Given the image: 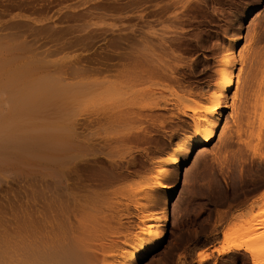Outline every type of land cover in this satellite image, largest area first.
I'll return each instance as SVG.
<instances>
[{"label":"rangeland","instance_id":"obj_1","mask_svg":"<svg viewBox=\"0 0 264 264\" xmlns=\"http://www.w3.org/2000/svg\"><path fill=\"white\" fill-rule=\"evenodd\" d=\"M231 38L239 79L210 142L167 166L162 181L176 184L172 194L145 189L158 162L194 133L189 100L207 94ZM262 60L264 0H0V130L35 125L40 109L48 118L61 105L56 115L93 134L87 142L98 155L104 116L142 128L146 138L113 156L116 164L98 156L77 168L84 194L103 190L98 170L110 164L118 173L96 214L86 209L94 221L80 228L98 264H118L156 221L164 240L135 264H251L243 249H216L238 240L264 207ZM22 183L0 171V236L6 202L16 208ZM252 228L264 233V220ZM202 250L210 255L197 262Z\"/></svg>","mask_w":264,"mask_h":264},{"label":"bare ground","instance_id":"obj_2","mask_svg":"<svg viewBox=\"0 0 264 264\" xmlns=\"http://www.w3.org/2000/svg\"><path fill=\"white\" fill-rule=\"evenodd\" d=\"M236 40L231 38L223 46L216 70L217 76L207 87V94L194 96L189 100L190 114L195 120L194 133L181 138L172 152L158 162L156 173L148 179L149 181L146 183L144 181L145 189L160 187L172 194L176 184L166 185L162 181L163 175L168 173L167 166L180 164L182 158L190 154L194 148L202 144L206 146L210 142V135L216 126V121L219 120L217 115L231 99V88L239 79L238 59L234 52ZM233 96L235 97L234 92ZM55 106L59 107V105ZM56 107L52 111L55 115L52 114L51 117V112L50 115H46L48 118H44L40 113L45 110H38L36 115L40 114L43 118L36 120L38 122H35V125H24L21 130H0V171H6L16 176L18 180H23L22 192L17 197L19 199L14 198V201L18 202L16 208L11 207V199H8L4 209V229L0 236L3 245L0 242L2 246L0 264H98L95 254L87 248L84 236L88 237V235H84L80 228L82 221H94L96 217L93 213L89 214L90 212L86 214L89 210L86 209L91 207L96 214L99 210L97 207L99 200L102 201L98 199L100 191L115 186L112 181L117 178L118 173L110 164L107 168H100L97 177L102 179L103 190L91 188L88 189L89 194L88 192L84 194L80 193L83 191V186L79 187L82 174L79 176L77 172L80 170L77 171V168L87 167L88 162H94L98 156V158L104 156L103 159L116 164L113 156L146 138L139 134L142 130V128L137 130L139 126L137 128L131 123L132 126L127 125L128 122L117 121V115H106L104 116L106 126L103 128L107 127V129L99 139L102 141V146L104 145V150L97 155V152L90 151L91 146L87 142L93 134L77 131L72 127V118L58 116L62 111L61 105L59 109ZM56 112H59L58 115ZM102 204L100 202L101 206ZM263 216L264 207L246 219L242 227L244 225L247 227L242 229L238 240L227 242V245L220 244L216 252L222 254L234 249H243L249 255L251 264H264V233L260 232L262 231L260 229L251 233L254 229L253 224L264 220ZM71 218L75 219L71 220ZM158 218L159 216L147 217L153 221ZM159 225L156 221L143 227L141 236L136 238L128 254L122 257L118 264H135L141 257L159 248L165 235L164 231H158ZM87 226L82 227V230ZM88 230L91 236L94 231ZM209 255L210 253L204 250L199 251L196 261L202 262Z\"/></svg>","mask_w":264,"mask_h":264}]
</instances>
